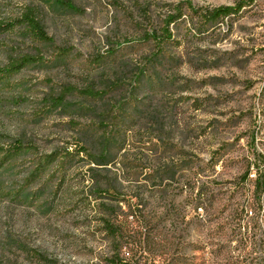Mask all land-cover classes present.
I'll return each instance as SVG.
<instances>
[{
	"label": "rangeland",
	"instance_id": "obj_1",
	"mask_svg": "<svg viewBox=\"0 0 264 264\" xmlns=\"http://www.w3.org/2000/svg\"><path fill=\"white\" fill-rule=\"evenodd\" d=\"M73 3L0 1V19L32 8L52 38L0 36V67L47 59L0 83V145L95 157L36 183L30 151L0 170V264H264V0ZM178 5L198 13L160 43Z\"/></svg>",
	"mask_w": 264,
	"mask_h": 264
},
{
	"label": "trees",
	"instance_id": "obj_2",
	"mask_svg": "<svg viewBox=\"0 0 264 264\" xmlns=\"http://www.w3.org/2000/svg\"><path fill=\"white\" fill-rule=\"evenodd\" d=\"M1 1V0H0ZM66 8H74L73 0H53ZM249 4V3H247ZM246 4L239 3L235 6H219L211 11L202 13V17L207 22L220 21L226 17L237 15L245 7ZM193 10L194 13H198L194 7L178 5L175 13L170 15L166 21V25L162 29L161 37L158 38L160 43L173 40V34L170 32V25L177 23L185 15L186 10ZM17 29H22L26 35L33 41L38 43H52V38L46 32L42 22L37 17L34 9L26 8V10L18 17H11L8 19H0V36L15 32ZM157 40V38H154ZM59 57H65L72 53L70 48H58ZM47 61L41 54L32 55L26 54L18 58L11 59L5 66L0 67V83L8 80L13 75L19 73L24 68L32 64H41ZM74 91L72 87H66L60 96L53 98V105L60 106L66 99L67 95ZM82 94L90 98H100L104 95L102 91H96L93 89H86ZM25 151H30L36 155L35 169L29 177L31 183L39 181L52 166L54 171L60 172V177L64 176L67 169V163L73 159V157L79 156L81 153H85L91 160L95 161V157L91 156L88 150L83 147L77 148L75 152L55 151L51 154L39 155L37 150L32 144L26 143L23 140L16 139L9 146L0 145V170L8 165L13 160L21 156ZM111 264H121L116 260H111Z\"/></svg>",
	"mask_w": 264,
	"mask_h": 264
}]
</instances>
